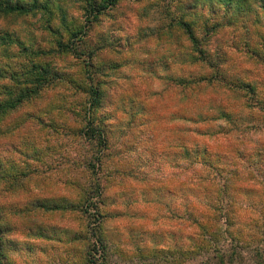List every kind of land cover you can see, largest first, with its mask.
<instances>
[{"label": "clouds", "instance_id": "obj_1", "mask_svg": "<svg viewBox=\"0 0 264 264\" xmlns=\"http://www.w3.org/2000/svg\"><path fill=\"white\" fill-rule=\"evenodd\" d=\"M0 264H264V0H0Z\"/></svg>", "mask_w": 264, "mask_h": 264}, {"label": "trees", "instance_id": "obj_2", "mask_svg": "<svg viewBox=\"0 0 264 264\" xmlns=\"http://www.w3.org/2000/svg\"><path fill=\"white\" fill-rule=\"evenodd\" d=\"M42 78V77H41Z\"/></svg>", "mask_w": 264, "mask_h": 264}]
</instances>
